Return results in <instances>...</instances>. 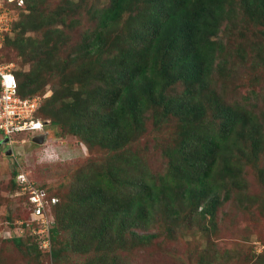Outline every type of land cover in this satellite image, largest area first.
<instances>
[{
    "label": "trees",
    "instance_id": "16d2710c",
    "mask_svg": "<svg viewBox=\"0 0 264 264\" xmlns=\"http://www.w3.org/2000/svg\"><path fill=\"white\" fill-rule=\"evenodd\" d=\"M18 1L3 0L18 16L0 47V62H13L5 57L11 48L30 64L14 69L18 93L45 94L47 65L56 77L39 116L58 127V136H76L83 156L81 143L107 152L105 163L89 158L70 165L66 191L58 198L49 191L47 213L58 205L48 234L10 237L18 249L28 257L49 254L54 264H125L122 251L157 235L137 227L159 223L203 234L212 228L218 235L215 219L224 201L234 198L241 209L262 212L264 108L255 101L260 90L240 92L238 76L249 61L264 65V42L246 35L250 21L264 25V0H94L86 8L94 26L63 55L56 47L67 40L60 23L86 0H63L53 11L44 8L48 0ZM222 26L239 31L241 41L221 38ZM166 127L172 132L158 142L165 159L155 170L131 143ZM22 171L13 169L17 194ZM251 178L261 191L251 189ZM24 194L17 214L26 220L31 205ZM252 254L264 264L262 252Z\"/></svg>",
    "mask_w": 264,
    "mask_h": 264
},
{
    "label": "rangeland",
    "instance_id": "374dc122",
    "mask_svg": "<svg viewBox=\"0 0 264 264\" xmlns=\"http://www.w3.org/2000/svg\"><path fill=\"white\" fill-rule=\"evenodd\" d=\"M62 1L48 0L44 4V8L46 11H53ZM86 2V4L82 2L84 8L80 9L76 15L67 17L65 23H60L63 32L62 38H67V40L65 44L63 40L56 45L59 55H63L70 50V46L81 41L84 34L94 26L95 20L89 15L86 8L95 1L86 0ZM10 11L14 13L8 14V10L3 19L9 21L11 16L13 20L18 16L15 13L17 11L12 9ZM77 18L79 19L78 23L75 22ZM247 26L246 35L249 42L259 40L264 42V25L250 21ZM221 28L218 35L225 41H232V44L241 41L239 31L228 32L223 26ZM41 35V33L36 34L38 37ZM5 57L6 59L10 58L9 60L13 58L17 70H27L30 67V64L24 63L21 57L16 56V51L11 48L6 50ZM45 67L50 83L45 86L47 91L50 90V95L52 93L51 86L54 84L50 81L56 76L54 75L55 71L51 73L50 67L47 65ZM254 67L255 65L249 61L245 67L241 68L238 83H244V85L241 86L240 92L247 93V88L250 89L254 86L260 90L256 95L259 102L255 101L259 104L262 103L260 106L264 108V65ZM38 70L36 69V72ZM181 89V85L176 88L177 92ZM44 114H46L45 117L51 119L52 115L46 112ZM57 128L50 127V136L42 144L32 142L27 137V133H23L25 138L20 140L23 142L14 141L11 143V139H9L7 141L9 143L0 145V264H54L49 254L33 253L28 257L24 254V248L18 249L14 245V241L10 240V237L16 234L25 235L24 239L36 235L29 226L30 216L27 218L28 220H24L19 216L20 213L17 214L22 211L25 204L24 198L19 197V194H24L22 190L20 189L17 194L16 189L11 186L13 169L24 170L36 184H46L48 190L43 186L42 188L45 190L47 198L50 193L58 198L59 193L63 194L66 191L67 184L71 180L73 168L70 165H78L89 158L105 163L106 149L90 148L87 150V155L83 156L74 146L78 144L77 137L62 132L58 136L57 132L60 130ZM171 132V127L163 128L161 132L147 131L133 140L131 145L145 153V158H148L153 169L161 170L165 158L162 151L158 149V142L169 138ZM31 177L30 179H32ZM251 179L249 180L251 189L255 192L261 191L260 183H254L253 178ZM28 195L29 193L24 194L27 198ZM57 198L56 200H58ZM238 203L236 199L231 198L219 206L215 219L216 225L220 227L218 235H211L212 228L203 234L201 231L193 233V230H185L180 227L177 229L174 225L169 231L159 223L155 224L152 229L137 227L136 231H139L140 234L154 231L157 235L145 244L137 243L128 250L122 251L123 262L125 264H259L256 255L252 253L262 252V256H264V238H262L264 236V209L262 212L258 208L241 209L243 205L241 203L242 206H238ZM57 205L58 203L51 205L53 209L51 212V207H48L47 217L49 220H52ZM6 214L11 217L6 218ZM25 221L26 226L23 225ZM161 222L162 220H160ZM207 222L210 223L209 220ZM42 245L45 246V242Z\"/></svg>",
    "mask_w": 264,
    "mask_h": 264
},
{
    "label": "built area",
    "instance_id": "2783aa9c",
    "mask_svg": "<svg viewBox=\"0 0 264 264\" xmlns=\"http://www.w3.org/2000/svg\"><path fill=\"white\" fill-rule=\"evenodd\" d=\"M13 1V0H9ZM19 0L18 3H22ZM10 8L5 6L3 0H0V42L5 38V33L10 29L11 19L5 20L6 12ZM13 63L0 64L1 92H0V129L4 136L11 137L13 133L23 130H33L41 127V122L35 117L36 111L40 105L41 98L31 97L23 98L18 94V85L14 75L11 74ZM18 178L23 183L22 192L29 193L30 202L29 226L34 233L41 237L48 234L51 226V220L47 217V204L49 199L42 187H39L26 174L20 173ZM56 202V198H52ZM28 220V219H27ZM36 222V226H32ZM46 246V241H45Z\"/></svg>",
    "mask_w": 264,
    "mask_h": 264
},
{
    "label": "clouds",
    "instance_id": "9594fccd",
    "mask_svg": "<svg viewBox=\"0 0 264 264\" xmlns=\"http://www.w3.org/2000/svg\"><path fill=\"white\" fill-rule=\"evenodd\" d=\"M6 33H7V32H6ZM5 40H6V37H5L4 39L1 40V42H0V47L4 44ZM3 63H13V64H14L13 67H12L11 74L14 75V77H15V79H16V81H17V85H18V79H17V77H16V75H15V72H14V69H15V63H14V62H0V64H3ZM0 86H1V77H0ZM1 89H2V86H1ZM49 91H50V90L46 91V93L43 94V95H35V96H32V97H37V96H39V97L41 98L40 105H39V107H38V109H37V111H36V114H35V117H36L37 119H39L40 122H41V127H40V128H37V129H33V130L17 131V132H26V133H27V137H29V139H31L32 142H35V141L33 140V137H34L35 135L46 134L45 140H44V142H43V143H45L46 139L49 138V136H50V127H53V128H54V126H52L50 123H45L44 120H43L44 118H42V117L39 116V110H40V108H41V106H42V103H43L44 98H46L47 96H49ZM0 92H1V90H0ZM18 94H19V93H18ZM19 95H20V94H19ZM20 96H21V95H20ZM21 97H23V96H21ZM23 98H28V97H23ZM29 98H31V97H29ZM34 132H36V133H34ZM28 133H30V136H28ZM24 138H25V136L22 137V138H14L13 135H12L11 137L4 136V135H3V137L0 139V145H4V144H6V143H9V142H7L9 139H11L10 142L13 143L14 141H20V140H22V139H24ZM5 139H7L6 142H4ZM20 142H23V141H20ZM35 143H38V142H35ZM41 144H42V143H41ZM80 145H81L83 151L86 152V151H87L86 146H85L83 143H81ZM21 173L26 174V173L23 172V171H22ZM26 175H27V174H26ZM27 176H28V175H27ZM28 177H29V176H28ZM29 178H30V177H29ZM37 185H38V184H37ZM38 186H39V185H38ZM39 187H41V186H39Z\"/></svg>",
    "mask_w": 264,
    "mask_h": 264
},
{
    "label": "water",
    "instance_id": "95a60500",
    "mask_svg": "<svg viewBox=\"0 0 264 264\" xmlns=\"http://www.w3.org/2000/svg\"><path fill=\"white\" fill-rule=\"evenodd\" d=\"M45 137H46V134H39V135H35L33 137V140L35 142H38V143H43L45 140ZM6 141H7V139L4 140V142H6ZM8 152L10 153V150Z\"/></svg>",
    "mask_w": 264,
    "mask_h": 264
},
{
    "label": "bare ground",
    "instance_id": "6f19581e",
    "mask_svg": "<svg viewBox=\"0 0 264 264\" xmlns=\"http://www.w3.org/2000/svg\"><path fill=\"white\" fill-rule=\"evenodd\" d=\"M17 152V151H16ZM19 184V183H18Z\"/></svg>",
    "mask_w": 264,
    "mask_h": 264
}]
</instances>
